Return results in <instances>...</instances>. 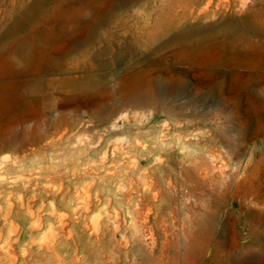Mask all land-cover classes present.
Segmentation results:
<instances>
[{
	"label": "rangeland",
	"instance_id": "374dc122",
	"mask_svg": "<svg viewBox=\"0 0 264 264\" xmlns=\"http://www.w3.org/2000/svg\"><path fill=\"white\" fill-rule=\"evenodd\" d=\"M33 1L0 0V33ZM98 20L86 50L102 65L71 66L69 44ZM25 23L41 46L30 72L99 81L23 100L0 59V264H182L202 216L214 228L198 264H264L240 249L264 239V93L249 88L264 75V0H45ZM223 26L250 31L215 36ZM136 60L150 101L121 104L117 75Z\"/></svg>",
	"mask_w": 264,
	"mask_h": 264
},
{
	"label": "bare ground",
	"instance_id": "6f19581e",
	"mask_svg": "<svg viewBox=\"0 0 264 264\" xmlns=\"http://www.w3.org/2000/svg\"><path fill=\"white\" fill-rule=\"evenodd\" d=\"M45 2V0H34L29 8L26 10L24 18L22 20L16 21L11 27L2 31L0 33V59L3 60L4 66L6 69L11 71L15 78H17V82H3L4 85H11V84H20L22 85V90L19 92V98L23 100L27 99H48L51 98L54 94V91L57 86L61 87H68V88H76L78 90H83L91 87L92 85L96 84L99 81V78L94 74H86L84 76H69V77H62V78H40L30 72L33 66L39 65V58L37 54V50L39 49L40 44L35 43L32 41V33L36 29L33 25H26L25 21L32 19L34 13L37 11L39 6ZM198 1H195L196 3ZM127 2L120 3V6L127 5ZM36 10V11H34ZM34 11V12H33ZM80 11V10H79ZM75 12V11H74ZM67 18H64L62 23L55 29L61 33L69 32L70 27L68 26ZM101 20L96 21L87 31L86 35L82 38L75 39L71 41L69 44V52L71 53H78L80 54V59H76L71 63V66L75 67H82L88 68L86 64V59L92 56L95 59V62L91 64V67H100L102 62L100 61L102 54V50L100 49L97 52L90 53L89 50L91 47H95L98 45L101 39ZM241 31L242 33H248L250 31L249 28L245 27H235V26H223L218 28L215 32V36H231L234 33ZM31 39V40H30ZM25 43V44H24ZM25 46H24V45ZM20 45L24 46L25 50H19L21 47ZM127 52H130L129 47L124 49L123 51L118 52L115 55L116 61L122 60ZM133 59V58H132ZM88 60V59H87ZM82 61V65L80 64ZM142 61L136 60L134 65L128 66V69H134L136 66L144 65V63H140ZM49 64L50 67H47ZM58 60L56 57L48 56L46 62L42 65V68L48 71H55L57 69ZM8 66V67H7ZM41 68V69H42ZM40 69V67H39ZM126 72L128 74L124 75L121 74L117 75L119 78L118 86L116 87L118 90V96L116 97V101L121 104H128V105H135V104H147L150 101V94L149 89L143 88L140 89L135 86L134 81L139 75H142L144 71H136V72ZM136 69V68H135ZM134 69V70H135ZM59 70V69H58ZM47 71V72H48ZM131 71V70H130ZM43 73V72H42ZM107 74H101L102 78L105 77ZM221 83L218 82L216 84V88H219ZM58 88V87H57ZM249 88L252 91H258L264 93V75L261 81H252L249 83ZM20 110L25 112V107L18 106ZM23 116V115H22ZM24 119V118H23ZM213 217L212 216H202L197 226L195 227V234H193L189 241L184 246V252L182 254V264H198L201 260H203L205 247L207 245L206 237L212 233V229L214 228L213 224ZM224 226V225H223ZM222 236L225 234L226 224L222 228ZM251 232V231H250ZM253 233V232H252ZM214 237V236H213ZM253 237V236H252ZM216 238V237H215ZM215 242V241H214ZM223 241L220 239L218 242L214 244V248L216 251L221 247V243ZM209 243V242H208ZM245 244V243H244ZM241 255L250 250H259L264 251V239H259L258 237H254L252 241L240 247ZM178 250V249H177ZM181 253V252H180ZM181 256V255H180ZM241 257V256H240ZM178 258L177 252H175L173 262H176ZM180 259V258H179ZM241 262L244 261L245 257H241Z\"/></svg>",
	"mask_w": 264,
	"mask_h": 264
}]
</instances>
